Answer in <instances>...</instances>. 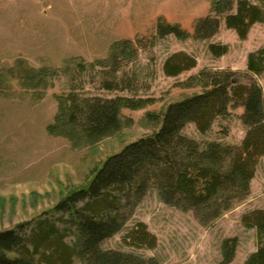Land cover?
Returning a JSON list of instances; mask_svg holds the SVG:
<instances>
[{"label":"rangeland","instance_id":"374dc122","mask_svg":"<svg viewBox=\"0 0 264 264\" xmlns=\"http://www.w3.org/2000/svg\"><path fill=\"white\" fill-rule=\"evenodd\" d=\"M252 2L264 9L263 0ZM212 10V0H0V233L16 231L32 250L30 240L41 243L39 237L54 225L64 241L51 237L41 243L37 264H60L54 255L61 245L76 248L77 216L57 206L87 189L108 158L158 131L147 114L202 94L203 86L192 79L205 71H230L244 84L256 81L264 90V74L248 72V56L264 48V22L242 41L222 17L212 39H195L197 23L216 17ZM160 24L180 26L190 37L160 38ZM211 44L228 46L229 52L215 58ZM177 53L192 56L197 66L168 77L164 65ZM71 96L156 102L139 111L123 110L119 132L89 143L80 128L68 125L67 110L62 112ZM243 113L229 107L206 133L188 125L183 135L203 145L239 146L247 135ZM59 120L63 127L53 131ZM85 204L75 207L81 210ZM92 206L106 209L102 203ZM256 210H264V156L250 195L212 225H201L191 211L167 206L151 189L103 249L156 258L161 264H223V243L237 240L230 264H246L264 247V235L244 223ZM140 223L157 238L154 249L124 242ZM72 264L82 262L74 256Z\"/></svg>","mask_w":264,"mask_h":264},{"label":"trees","instance_id":"16d2710c","mask_svg":"<svg viewBox=\"0 0 264 264\" xmlns=\"http://www.w3.org/2000/svg\"><path fill=\"white\" fill-rule=\"evenodd\" d=\"M252 1L255 0H212L216 17L200 20L194 38L212 39L224 17L226 27L235 31L240 40H247L251 28L264 22V9ZM158 31L160 38L174 35L179 40H187L190 37L180 26L160 24ZM209 50L215 58H220L229 52V47L211 44ZM196 66L195 58L177 53L166 61L164 72L175 78ZM248 72L255 76L264 74V48L248 56ZM191 81L199 82L204 92L170 104L161 113L147 114L148 121L157 125L158 131L108 158L95 172L87 189L71 194L57 206L59 212L77 216L76 248L61 245L56 252L58 256L54 255L60 264H72L74 256L82 264H161L156 258L103 249L106 240L122 232L151 189L158 192L167 206L193 212L203 226L212 225L250 195L256 168L264 156L263 88L256 81L244 84L237 73L230 71H205ZM2 85L0 76V88ZM155 102L125 97L78 100L71 96L62 103V112L69 113V126L80 128L87 141L95 143L121 130L123 110L139 111ZM229 107L244 110L242 122L247 135L241 145H203L183 135L188 125H195L206 133L217 118L228 113ZM61 125L59 120L52 130H58ZM91 201L96 205L102 203L106 209L97 211ZM79 202H86L81 210L75 207ZM244 223L264 235V210L250 212L244 217ZM51 226L39 241L46 243L51 237L64 241L55 226ZM32 239L31 250L29 241L16 231L0 233V264H37L35 256L40 253L41 243H37V238ZM124 242L154 249L157 238L140 223ZM237 243V240L223 243V264L233 261ZM246 264H264V247L253 253Z\"/></svg>","mask_w":264,"mask_h":264}]
</instances>
